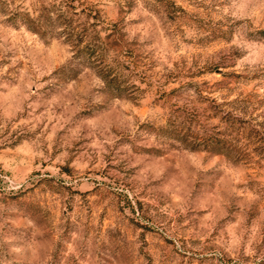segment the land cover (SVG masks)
<instances>
[{
	"label": "rangeland",
	"instance_id": "obj_1",
	"mask_svg": "<svg viewBox=\"0 0 264 264\" xmlns=\"http://www.w3.org/2000/svg\"><path fill=\"white\" fill-rule=\"evenodd\" d=\"M47 1L0 0V264H264V0H80L121 94L7 20Z\"/></svg>",
	"mask_w": 264,
	"mask_h": 264
},
{
	"label": "trees",
	"instance_id": "obj_2",
	"mask_svg": "<svg viewBox=\"0 0 264 264\" xmlns=\"http://www.w3.org/2000/svg\"><path fill=\"white\" fill-rule=\"evenodd\" d=\"M81 5L80 0H48L33 10L35 16L29 11H20L10 13L7 20L21 21L42 35H60L71 46L74 56L85 58L95 68L108 89L121 94L127 89L126 79L115 53L123 46L122 29L116 23L105 24L97 13L92 14V10H86ZM102 32L105 33L104 37H101ZM241 128L245 130L246 127ZM174 132L181 136L182 143L190 149L203 147L217 153H235L236 157H241L236 148L228 146L225 140L199 137L190 126H179Z\"/></svg>",
	"mask_w": 264,
	"mask_h": 264
}]
</instances>
